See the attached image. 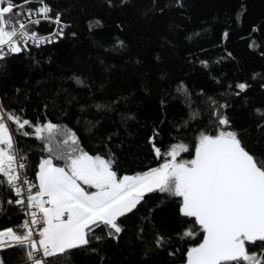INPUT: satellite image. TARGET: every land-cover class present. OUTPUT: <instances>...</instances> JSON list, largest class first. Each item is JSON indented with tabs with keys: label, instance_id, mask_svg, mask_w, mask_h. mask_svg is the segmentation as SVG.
Segmentation results:
<instances>
[{
	"label": "snow or ice",
	"instance_id": "snow-or-ice-1",
	"mask_svg": "<svg viewBox=\"0 0 264 264\" xmlns=\"http://www.w3.org/2000/svg\"><path fill=\"white\" fill-rule=\"evenodd\" d=\"M107 2L115 6L114 0ZM173 6L182 9L184 2L175 0ZM41 21L56 27L41 34ZM66 26L62 13L46 0H0V61L27 54L38 64L33 49L64 38ZM201 31L186 39L195 42ZM257 31L253 26L252 33ZM228 36L225 28L221 39ZM248 46L258 47L254 39ZM123 48L117 40L112 50ZM231 55L198 60L222 91L210 94L200 88L193 96L183 81L177 83L175 93L183 97L189 119L168 121L166 129L163 120L153 125L146 145L155 166L132 172L121 173L111 147L114 133L102 136L90 154L72 127L48 119L47 102L43 119L33 120L24 107L14 109L0 97V211L7 195V204L23 217L15 226L0 228V253L20 250L23 264H53L49 257L70 256L74 250L100 254L101 246L127 236L145 257L166 252L171 264H264V150L249 149L228 115L229 99L246 94L250 85L240 80L225 84L212 74V65ZM72 79L78 88L90 89L80 77ZM20 92L15 89L17 96ZM121 99L92 106L113 112ZM73 101L79 104L75 96L67 104ZM51 106L55 109L57 101ZM79 108L83 112L85 105ZM255 112L256 127L264 134V111ZM117 115L122 121L135 118ZM86 123L92 132L95 124ZM169 207L178 223L173 232L157 223L158 213ZM104 259L101 255V264ZM0 264H6L2 256Z\"/></svg>",
	"mask_w": 264,
	"mask_h": 264
},
{
	"label": "trees",
	"instance_id": "trees-1",
	"mask_svg": "<svg viewBox=\"0 0 264 264\" xmlns=\"http://www.w3.org/2000/svg\"><path fill=\"white\" fill-rule=\"evenodd\" d=\"M46 2L54 12L62 13L68 25L65 36L33 49L38 64L27 54L0 61V97L4 103L14 109L24 107L27 118L35 120L38 116L43 119L47 102L48 119L72 127L90 154L98 150L102 136L114 133L111 147L118 156L121 173L132 172L149 164L155 166L146 145L153 125L159 126L163 120L166 129L170 127L168 121L189 119L183 97L175 93L177 83L183 81L193 96L200 88L210 94L222 91L198 60L216 59L230 52L231 57L212 65V74L225 84L240 80L250 85L246 94L229 99L232 107L228 115L249 149L264 150V134L256 127L255 112L257 108L264 111V0H183L182 9L173 6L175 0H114V7H109L107 0ZM253 26L258 29L255 33ZM225 28L229 36L222 40ZM38 30L41 34L50 31L45 22ZM196 31H201V36L189 42L186 36ZM253 39L258 47L249 48ZM117 40L123 41L124 48L113 51ZM193 59L197 62H191ZM75 76L90 89L78 88L72 79ZM16 88L21 89L18 96ZM71 96L85 105L83 112L76 101L67 104ZM118 96L123 99L113 106L116 111L98 112L92 106L96 102L107 104ZM53 100L57 101L55 109ZM117 112L135 118L122 121ZM89 120L95 124L92 132L87 131L92 127L86 123ZM199 123L194 122L193 127ZM31 142L37 143L34 139ZM35 152L41 154L40 148ZM7 198L5 195L0 211V228L15 226L23 218L15 206L7 204ZM157 223L167 232L178 227L170 207L158 213ZM101 248L100 254L74 250L70 256L58 254L48 259L53 264H101V255L105 257L103 264H171L173 260L166 252L145 257L134 238L127 236ZM21 255L20 250L3 252L7 264L22 261Z\"/></svg>",
	"mask_w": 264,
	"mask_h": 264
},
{
	"label": "built area",
	"instance_id": "built-area-1",
	"mask_svg": "<svg viewBox=\"0 0 264 264\" xmlns=\"http://www.w3.org/2000/svg\"><path fill=\"white\" fill-rule=\"evenodd\" d=\"M62 21L64 22V24H66L67 25V23L62 19ZM41 22H45L46 24H47V27L49 28V30L50 31H52L55 27H56V25H54V24H49L47 21H41ZM68 26V25H67ZM67 26L65 27V28H67ZM49 31V32H50ZM0 256H2L3 257V253H0ZM3 259H4V257H3ZM4 261H5V259H4ZM6 262V261H5ZM7 264V263H6ZM14 264H23V261H20V262H17V263H14Z\"/></svg>",
	"mask_w": 264,
	"mask_h": 264
}]
</instances>
